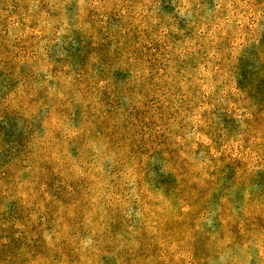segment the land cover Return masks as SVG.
<instances>
[{"label": "clouds", "instance_id": "9594fccd", "mask_svg": "<svg viewBox=\"0 0 264 264\" xmlns=\"http://www.w3.org/2000/svg\"><path fill=\"white\" fill-rule=\"evenodd\" d=\"M0 264H264V0H0Z\"/></svg>", "mask_w": 264, "mask_h": 264}]
</instances>
